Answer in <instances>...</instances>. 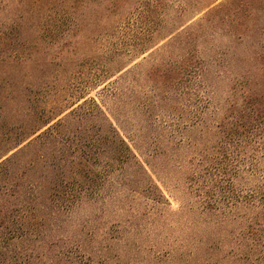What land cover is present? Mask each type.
<instances>
[{"label":"trees","instance_id":"16d2710c","mask_svg":"<svg viewBox=\"0 0 264 264\" xmlns=\"http://www.w3.org/2000/svg\"><path fill=\"white\" fill-rule=\"evenodd\" d=\"M82 1L0 0V43L11 46L0 51L7 76H0V264H122L112 252L131 247L125 236L117 232L95 247L91 235L69 233L74 208L97 201L102 190L165 199L146 166L153 162L138 157L82 86L70 101H44V77L59 75L62 52L42 60L34 47L58 29L48 13ZM86 1L95 3L100 28L128 5L129 53L166 39L159 48L177 60L152 74L182 95L189 89L197 113L207 108L205 147L187 171L207 178V264H264V0H212L201 17L176 27L199 0ZM108 73L94 74V83ZM164 253L172 258L175 249Z\"/></svg>","mask_w":264,"mask_h":264},{"label":"rangeland","instance_id":"374dc122","mask_svg":"<svg viewBox=\"0 0 264 264\" xmlns=\"http://www.w3.org/2000/svg\"><path fill=\"white\" fill-rule=\"evenodd\" d=\"M210 1H197L195 7L177 19L175 27L201 17L205 12L201 9ZM94 4L83 0L74 4L75 8L66 6L63 11L60 6L59 11L48 13L58 29L49 37L41 38L34 49H38V58L42 60L62 52L58 62L64 66L59 75L44 77L50 86V91L43 95L44 101L49 104L58 96L59 100L70 101L77 96L73 95L75 89L82 86L83 95L93 97L101 105L138 157L146 163L153 162L146 166H150L152 178L160 189L157 191L165 199L155 204L142 196L143 191L102 190L97 201L85 200L74 208L69 233L91 235L95 247L112 242L117 232L123 234L131 247L124 253L118 248L112 252L116 257L119 255L122 264L141 261L144 264H207L210 220L204 207L207 206V178L201 172L197 180L187 172L205 147L201 142L207 130V108L197 113L189 89L188 94L182 95L181 89L156 80L158 76L152 74L154 68L160 72L162 64L177 60L174 52L159 48L166 39L160 42L155 38V45L149 42L148 49L131 55L128 45L132 28L128 25L133 20L129 17L128 5L122 18L100 28ZM3 46L0 43V51L11 48L6 45L5 50ZM122 67L125 68L118 72ZM103 71L109 72L108 75L94 83V74ZM0 76L7 77L1 71ZM151 152L159 154L154 159L148 158ZM236 191L248 193V190ZM132 243L138 251L132 248ZM168 246L175 249L172 258L164 256V248ZM148 259L152 262L146 263Z\"/></svg>","mask_w":264,"mask_h":264}]
</instances>
